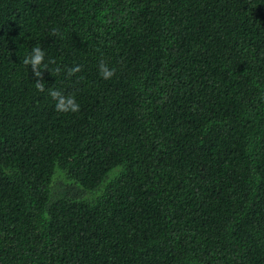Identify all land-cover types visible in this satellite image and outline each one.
Returning <instances> with one entry per match:
<instances>
[{
	"label": "trees",
	"instance_id": "obj_1",
	"mask_svg": "<svg viewBox=\"0 0 264 264\" xmlns=\"http://www.w3.org/2000/svg\"><path fill=\"white\" fill-rule=\"evenodd\" d=\"M0 264H264V0H0Z\"/></svg>",
	"mask_w": 264,
	"mask_h": 264
},
{
	"label": "clouds",
	"instance_id": "obj_2",
	"mask_svg": "<svg viewBox=\"0 0 264 264\" xmlns=\"http://www.w3.org/2000/svg\"><path fill=\"white\" fill-rule=\"evenodd\" d=\"M57 31L53 30L52 35H57ZM45 53L40 46H35L32 48L31 53L27 55L23 64L25 66H30L34 77L37 78L35 82V88L43 93L45 92V83L43 80V72L47 71L48 65L44 63ZM44 69L43 71L41 69ZM59 73V68L56 70ZM81 71L79 66L73 67L68 71V75L72 76ZM100 75L104 80H109L115 75L114 69H109L106 63L101 62L99 65ZM49 97L55 102V110L58 113L68 114V113H77L80 111V105L76 100L74 94L65 95L62 91L49 88L48 90Z\"/></svg>",
	"mask_w": 264,
	"mask_h": 264
}]
</instances>
